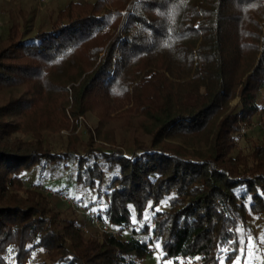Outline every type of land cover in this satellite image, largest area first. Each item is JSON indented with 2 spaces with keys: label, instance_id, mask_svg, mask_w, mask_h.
Wrapping results in <instances>:
<instances>
[{
  "label": "trees",
  "instance_id": "obj_1",
  "mask_svg": "<svg viewBox=\"0 0 264 264\" xmlns=\"http://www.w3.org/2000/svg\"><path fill=\"white\" fill-rule=\"evenodd\" d=\"M15 1L0 8V264H232L246 234L264 264V0H63L43 19Z\"/></svg>",
  "mask_w": 264,
  "mask_h": 264
},
{
  "label": "rangeland",
  "instance_id": "obj_2",
  "mask_svg": "<svg viewBox=\"0 0 264 264\" xmlns=\"http://www.w3.org/2000/svg\"><path fill=\"white\" fill-rule=\"evenodd\" d=\"M20 1H21L20 2L21 5L24 6L25 8L30 7L31 6L30 4H35L37 12H38V16H40L42 19L46 18L48 13L51 10L56 9L63 2V0H53V1L45 3V4H39L36 1H32V0H20ZM15 4H16L15 0H0V8H2V9L7 8L8 6H11V5H15ZM2 16L3 15L0 14V23L2 21ZM258 102L260 104L264 105V90L260 92L259 98H258ZM94 124H95V119L92 116H88V117H86L84 119L80 118L79 119V127H78L77 131L82 130L85 126H87L89 128H92V126ZM68 133L69 132L67 130H62L61 131V135H63V136H66ZM26 179H27V182H28L29 178H26ZM64 184H65V179L62 178V179H59L57 181V184L55 185V187H60V186H63ZM30 187H33V186H30L29 184H24L23 185V190L26 189V188H30ZM30 189H32V188H30ZM23 190H21V194H24ZM47 190H49V189H47ZM53 195L58 197V198H60V199H62V200H64L63 198L65 197V195L61 194V193L55 194V192H53ZM66 207L67 208H65V212L69 216L73 214V215H76V217L78 219H82V221L86 220V215L85 214L80 213L78 211H75L73 209V207H71V206H69L67 204H66ZM252 258H253L252 251L251 250H247L245 259L243 261L237 260V261L233 262L232 264H245V260H246V264H251V259ZM147 262H148V264L149 263L150 264H171L172 263L170 260H167V259L161 260L159 258L158 253L156 252V250H153L152 254L148 256Z\"/></svg>",
  "mask_w": 264,
  "mask_h": 264
},
{
  "label": "built area",
  "instance_id": "obj_3",
  "mask_svg": "<svg viewBox=\"0 0 264 264\" xmlns=\"http://www.w3.org/2000/svg\"><path fill=\"white\" fill-rule=\"evenodd\" d=\"M52 0H38L39 4H45L48 3ZM50 193V190H47ZM64 202L73 207V209L75 211H78L80 213H83L86 215V219L89 221V225L95 228H99L101 231L103 232H107V233H112L114 235L118 234V231L116 229H114L113 227H111V225L107 222H102L100 221L92 212H89L84 206H82L81 204H78L77 202H75L72 198H70L69 196H65L64 198ZM84 231L87 232L88 231V226H84ZM261 260H260V255L258 253V251H254L253 253V258H252V262L251 264H260ZM174 264V263H171Z\"/></svg>",
  "mask_w": 264,
  "mask_h": 264
},
{
  "label": "snow or ice",
  "instance_id": "obj_4",
  "mask_svg": "<svg viewBox=\"0 0 264 264\" xmlns=\"http://www.w3.org/2000/svg\"><path fill=\"white\" fill-rule=\"evenodd\" d=\"M229 243L236 245V247H233L231 249L232 253H235L238 256H246V250L249 248V245L252 243V237L250 234H246V236H240L230 240ZM157 247H159L158 244ZM228 259H229V264H231L232 257H229ZM221 264H224V261H221ZM245 264H246V260H245Z\"/></svg>",
  "mask_w": 264,
  "mask_h": 264
}]
</instances>
